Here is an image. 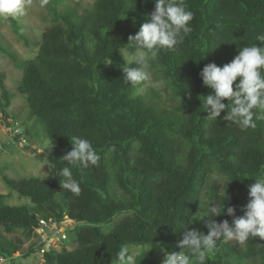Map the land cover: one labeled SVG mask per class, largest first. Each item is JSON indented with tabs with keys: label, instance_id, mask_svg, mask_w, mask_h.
Masks as SVG:
<instances>
[{
	"label": "trees",
	"instance_id": "obj_1",
	"mask_svg": "<svg viewBox=\"0 0 264 264\" xmlns=\"http://www.w3.org/2000/svg\"><path fill=\"white\" fill-rule=\"evenodd\" d=\"M184 3L193 13L191 32L174 48L149 55L148 71L169 89L170 104L153 89L139 92L141 82L133 86L123 77V66L136 65L135 59L126 61L121 46L132 49L128 37L147 22L153 0H93L82 10L52 7L51 25L41 33L35 55L23 61L0 45L22 68L16 92L52 146L47 175L4 178L29 202L6 204L9 194L0 193V257L21 253L15 231L27 238L44 223L69 221L77 245L62 252L49 247L36 264H112L121 247L133 244L142 246L135 264H163L168 253L186 250L179 247L186 232L207 235L210 223L226 220L234 227L245 215L249 186L264 178V111L253 109L255 127L246 129L225 120L227 109L210 120L203 96L213 90L200 72L209 63H230L241 46L264 47L256 41L264 32V0ZM6 19L28 45L17 21ZM2 78L0 111L8 119L13 93ZM73 136L91 142L99 156L95 165L60 161L72 150ZM65 166L79 183L78 195L61 185ZM213 174L222 180L211 179ZM223 203L222 214L208 212L214 205L222 210ZM204 264H264V239L250 236L240 243L222 237Z\"/></svg>",
	"mask_w": 264,
	"mask_h": 264
},
{
	"label": "clouds",
	"instance_id": "obj_2",
	"mask_svg": "<svg viewBox=\"0 0 264 264\" xmlns=\"http://www.w3.org/2000/svg\"><path fill=\"white\" fill-rule=\"evenodd\" d=\"M154 10L147 14V22L142 23L135 35L128 37L130 48H136L135 67L123 66V77L126 83L133 86L150 77L149 55L157 56L161 49H172L184 41L191 32L188 26L193 19V13L188 10L184 0H153ZM24 0H0V16H16L23 8ZM47 3V0H44ZM256 41L264 43V32L257 34ZM203 84L213 90V94L203 96V104L210 120H216L221 110L227 109L226 121L238 125L241 129L255 127L253 123V109L264 111V47L256 44L239 47V54L230 63L218 67L215 63L205 65L200 72ZM239 78V82H236ZM227 99L229 103H222ZM229 105L231 107L229 108ZM72 150L66 151L60 161L67 165L87 166L95 165L99 156L91 142L86 138L73 136L70 138ZM64 178L61 183L63 189L75 194L80 193L79 183L73 178L72 171L65 166L60 170ZM250 202L245 206V215L234 220V227H230L225 220L216 225H208L209 232L203 235L197 232H186L179 247L186 249L180 253L171 252L166 255L163 264H204L206 256L216 247V241L222 237L235 239L244 243L249 237L264 239V178L257 179L250 186ZM217 205L208 206V212L213 215L223 213ZM227 213H234L233 207L227 208ZM163 251V249L161 250ZM119 264H135L134 254H130L127 246L121 247L117 254Z\"/></svg>",
	"mask_w": 264,
	"mask_h": 264
},
{
	"label": "rangeland",
	"instance_id": "obj_3",
	"mask_svg": "<svg viewBox=\"0 0 264 264\" xmlns=\"http://www.w3.org/2000/svg\"><path fill=\"white\" fill-rule=\"evenodd\" d=\"M92 2L93 0H47V3H44V0H24L20 14L8 17L15 19L22 27L29 44L25 45L14 34L6 17L0 16V45L14 52L19 61L32 58L37 51L41 33L51 25L50 9L52 7L61 9L64 5H69L82 10L89 8ZM136 51V48L129 49L127 46H121V52L127 62L135 59ZM21 74L22 68L16 66L12 59L0 50V76L3 77L6 87L13 93V99L6 109L8 119L0 111V193L9 194L4 201L11 205L27 204L29 200L11 191L4 178L17 180L25 177H44L50 170L46 156L52 153V146L44 128L27 115L28 106L25 97L16 92L15 88ZM138 89L141 93L153 89L155 97L167 104L171 103L169 89L151 72L149 79L142 81ZM5 120L9 122L8 126L5 125ZM15 128L22 131L21 136L15 135ZM22 137L24 142L21 140ZM222 178L217 174L211 176V179L216 181ZM202 198L204 208L207 205L205 191ZM201 215L203 213H199V216ZM73 226L69 221H63L60 224L50 221L46 223L43 230L35 229L27 238L20 231H15L11 235L19 239L22 251L15 253L12 259L0 257V264L39 263L43 260L39 247L46 249L52 247L61 252L72 250L77 245ZM127 247L135 258L142 250V246L138 244ZM112 264H119V262L114 260Z\"/></svg>",
	"mask_w": 264,
	"mask_h": 264
},
{
	"label": "built area",
	"instance_id": "obj_4",
	"mask_svg": "<svg viewBox=\"0 0 264 264\" xmlns=\"http://www.w3.org/2000/svg\"><path fill=\"white\" fill-rule=\"evenodd\" d=\"M16 128H19V127H16ZM16 128H15V129H16ZM15 129H14V130H15ZM19 129H20V128H19ZM21 134H22V131H21V130L18 131V129H16L15 135H17V136H18V135L21 136ZM20 139H21V138H20ZM21 140L24 142V141H25V140H24V137H22ZM45 226H46V223H44L43 227H41L40 229L43 230ZM45 250H47V249H46L45 247H42V248L39 249V252H40L41 254H43V253L45 252Z\"/></svg>",
	"mask_w": 264,
	"mask_h": 264
}]
</instances>
